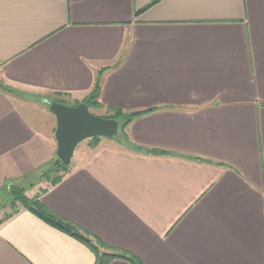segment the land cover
I'll return each mask as SVG.
<instances>
[{
    "label": "crops",
    "instance_id": "obj_1",
    "mask_svg": "<svg viewBox=\"0 0 264 264\" xmlns=\"http://www.w3.org/2000/svg\"><path fill=\"white\" fill-rule=\"evenodd\" d=\"M97 83L102 111L143 114L48 186L46 102ZM12 183L82 238L22 208L0 218V264H96L94 247L133 261L110 264H264V0H0Z\"/></svg>",
    "mask_w": 264,
    "mask_h": 264
},
{
    "label": "water",
    "instance_id": "obj_2",
    "mask_svg": "<svg viewBox=\"0 0 264 264\" xmlns=\"http://www.w3.org/2000/svg\"><path fill=\"white\" fill-rule=\"evenodd\" d=\"M46 104L57 120L56 156L65 165L71 163L77 147L84 141L96 137L113 138L119 133L118 121L93 114L86 104L74 107L57 102Z\"/></svg>",
    "mask_w": 264,
    "mask_h": 264
},
{
    "label": "trees",
    "instance_id": "obj_3",
    "mask_svg": "<svg viewBox=\"0 0 264 264\" xmlns=\"http://www.w3.org/2000/svg\"><path fill=\"white\" fill-rule=\"evenodd\" d=\"M99 97H100V84L97 83L95 87L93 88L92 92L88 95V97L85 98L83 104H86L89 108L91 109H102V105L99 102ZM52 102H57V103H62L60 101H52ZM79 105V104H78ZM49 107V106H48ZM112 113V117H104L107 119H114L121 124L123 122V130L127 129V127L130 125V123L137 118L138 116L142 115L143 113H127L123 112L121 110H114V109H109L107 113ZM103 117V116H102ZM121 128V125H120ZM123 133V132H122ZM122 137V136H121ZM124 139H127V135L123 136ZM99 137L91 139L94 144V146L98 143ZM70 164L65 165L63 164L58 158L55 157V160L53 161L51 167H49L47 170H44L41 172L42 178L48 177V175H51L53 172H61L64 175H66L69 172ZM63 175H59L56 178H54L52 185H57L63 178ZM26 185L25 184H19V183H12L11 185H8L7 187L4 188V190L7 191V194L10 196L11 200L14 202V204H18L21 208L27 209L29 211H35L42 219L45 221L49 222L50 224H53L66 232L72 233L80 238L79 236V229L72 226L71 224L66 223L56 215L50 213L47 211L45 208H43L38 200H30L26 196ZM9 216L8 218H10ZM7 218V219H8ZM86 242H88L86 240ZM96 256H97V263L96 264H110L114 260L122 259L126 261H130L133 263L131 258H129L127 255H122V254H115V253H99L98 248L94 247ZM139 264V263H137Z\"/></svg>",
    "mask_w": 264,
    "mask_h": 264
},
{
    "label": "rangeland",
    "instance_id": "obj_4",
    "mask_svg": "<svg viewBox=\"0 0 264 264\" xmlns=\"http://www.w3.org/2000/svg\"><path fill=\"white\" fill-rule=\"evenodd\" d=\"M90 111L93 114L98 115V116L112 117V115H111L112 113H109V112L107 113V112L99 110V109H91ZM122 123L123 122H121V124H120L121 128H120L117 136H122V138H123V136L127 132V129H125V131H122L123 130V124ZM92 142L93 141L91 139H89V140H86L83 143H81L78 146V148L76 149L74 156L76 154H78L83 148H86L88 146V144H90L93 147L94 144H92ZM56 158H57V156H56ZM59 175L64 176V174L61 172H53L51 175H48V177H46V178H42V174L41 173L39 174V176L42 180L47 181L48 186H51L53 181H54L53 179ZM44 181H42V182H44ZM25 194L27 196V189H26ZM34 199H36V198L30 199V200H34ZM19 209H22V208L18 204H14V202L11 200L10 196L7 194L6 190L0 191V218H4L5 216H8L11 213H14V212H16V210H19Z\"/></svg>",
    "mask_w": 264,
    "mask_h": 264
}]
</instances>
